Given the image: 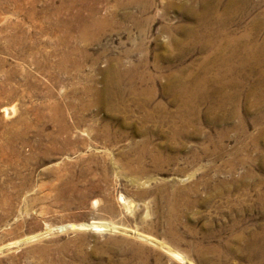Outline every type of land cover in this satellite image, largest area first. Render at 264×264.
Here are the masks:
<instances>
[{
	"label": "rangeland",
	"instance_id": "rangeland-1",
	"mask_svg": "<svg viewBox=\"0 0 264 264\" xmlns=\"http://www.w3.org/2000/svg\"><path fill=\"white\" fill-rule=\"evenodd\" d=\"M0 264H264V0H0Z\"/></svg>",
	"mask_w": 264,
	"mask_h": 264
},
{
	"label": "bare ground",
	"instance_id": "bare-ground-1",
	"mask_svg": "<svg viewBox=\"0 0 264 264\" xmlns=\"http://www.w3.org/2000/svg\"><path fill=\"white\" fill-rule=\"evenodd\" d=\"M93 6H94V5H93ZM140 6H141V5H140ZM87 15H88V14H87ZM71 17H72V16H71ZM80 19H81V18H80ZM88 19L90 20L91 18L84 16L83 21L88 20ZM78 20H79V19H78ZM96 20H97V19H96ZM101 20H102V19H101ZM86 22H88V21H86ZM86 22H85V23H86ZM88 23H89V22H88ZM94 24H96V23H94ZM98 24H99V23H98ZM64 25H65V24H64ZM66 25H67V24H66ZM66 25H65V26H66ZM78 25H79V24H78ZM68 26H69V25H68ZM72 27H73V26H72ZM85 27H86V26H85ZM85 27H84V28H85ZM79 28H80V27H79ZM84 28H83V29H84ZM63 29H64V28H63ZM76 29H77V27H76ZM83 29H82V30H83ZM76 38H77V37H76ZM80 46H81V45H80ZM61 55H62V53H61ZM59 56H60V55H59ZM64 57H65V56H64ZM64 57H63V58H64ZM113 69H114V68H113ZM115 70H116V69H115ZM115 74H116V73H115ZM109 82H110V81H109ZM93 88H94V87H93ZM92 90L95 91V89H92ZM98 92H99V91H98ZM100 93H101V92H100ZM89 94H90V93H89ZM103 94H104V93H103ZM95 95H96V94H95ZM100 95H101V94H100ZM89 97H90V96H89ZM1 108H2V111H3V112H5V111L7 110V107H6V106H1ZM51 115H52V114H51ZM53 115H54V114H53ZM54 116H56V115H54ZM54 116H53V117H54ZM59 121H60V120H59ZM55 125H56V124H55ZM61 127H62V126L58 124V128H61ZM63 129H64V128H63ZM58 130H59V129H58ZM64 130H65V129H64ZM56 132H57V131H56ZM58 132H59V131H58ZM61 132H62V131H61ZM51 135H52V134H51ZM51 135H49V136H51ZM52 136H53V135H52ZM58 136H59V135H58ZM64 137H65V136H64ZM55 141H56V140H55ZM60 141H61V139H60ZM61 145H62V144H61ZM59 225H60V224H56L55 226L58 227ZM91 225H92V224H91ZM172 254H173L174 256L178 257L174 252H173Z\"/></svg>",
	"mask_w": 264,
	"mask_h": 264
}]
</instances>
